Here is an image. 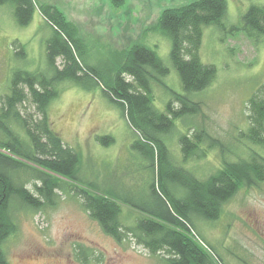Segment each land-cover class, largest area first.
<instances>
[{
	"label": "trees",
	"instance_id": "16d2710c",
	"mask_svg": "<svg viewBox=\"0 0 264 264\" xmlns=\"http://www.w3.org/2000/svg\"><path fill=\"white\" fill-rule=\"evenodd\" d=\"M124 2L110 0L113 8ZM1 5L12 7L19 26L28 25L35 11L34 0H0ZM38 9L51 28L46 41L47 70H14L8 92L0 98V264H8L2 246L16 232L17 207L36 211L50 208L60 194L80 199L89 218L115 242L130 237L164 264H225L195 233L194 222L216 221L223 206L242 187L264 183V155L249 148L246 157L226 160L219 140L203 127H189L188 134L178 139L179 164L168 160L169 151L162 136L173 131L176 120L201 114V104L186 94L204 90L215 79V67L203 64L198 50L204 27L223 28L226 1L196 0L164 9L155 25L147 29L169 38V59L184 95L162 83L168 68L153 49L142 43L113 52L110 64L102 71L83 64L85 46L77 37L76 28L53 5ZM240 30L253 41L264 38V6H250L242 17ZM58 58L63 61L61 69L56 66ZM87 81L100 83L103 95L138 133L140 139L132 150L150 163L151 203L141 200L137 204L122 190L102 191L81 182L79 153L65 145L51 128L48 107L58 97L59 86L69 82L85 87L89 86ZM153 84L171 95L163 111L153 105ZM27 102L34 107L35 116L21 111ZM247 109L248 127L242 137L264 152V85L248 99ZM96 141L107 145L113 139L104 136ZM213 149L222 153L220 166L205 179L197 178L184 167L188 161L204 159L207 151ZM28 180L33 191L26 186ZM122 205L140 215L130 226L122 222Z\"/></svg>",
	"mask_w": 264,
	"mask_h": 264
},
{
	"label": "rangeland",
	"instance_id": "374dc122",
	"mask_svg": "<svg viewBox=\"0 0 264 264\" xmlns=\"http://www.w3.org/2000/svg\"><path fill=\"white\" fill-rule=\"evenodd\" d=\"M194 1L125 0L119 8H113L110 0H34L35 11L26 26L17 25L11 6L1 5L0 98L8 92L14 70H47L46 41L51 28L39 12L41 5L55 6L76 28L77 37L85 46V54L80 58L83 64L102 71L110 64L113 52L142 43L153 49L168 68L162 83L184 95L178 73L169 59V38L147 29L155 25L164 9ZM225 1L223 28L204 27L198 50L201 62L215 67V79L204 90L186 94L201 104V114L176 120L173 131L162 136L169 161L181 164L178 139L188 134L189 127H203L219 140L226 160L246 157L249 148L264 155L242 137L248 127L247 101L264 85V38L256 42L240 30L247 9L252 5L264 6V0ZM56 66L62 68L60 58ZM87 82L89 86L85 87L69 82L59 86L58 97L48 107L51 128L65 145L79 153L81 182L102 191L122 190L137 204L141 200L151 203L150 163L132 150V145L140 139L138 133L103 95L100 83ZM151 89L153 105L163 111L171 95L155 84ZM22 108L23 114L36 115L30 103ZM104 136L111 137L113 142L103 145L96 141ZM221 154L220 149L208 150L204 159L188 161L184 167L197 178L205 179L220 166ZM26 182L33 191L31 182ZM14 216L16 232L2 246L8 264H164L130 237L117 243L105 235L89 218L80 199L72 194H60L55 206L39 211L17 207ZM139 216L122 205L124 225H132ZM194 225L198 237L225 264H264V183L242 187L223 206L216 221H196Z\"/></svg>",
	"mask_w": 264,
	"mask_h": 264
}]
</instances>
